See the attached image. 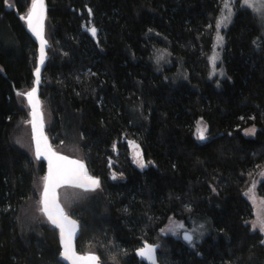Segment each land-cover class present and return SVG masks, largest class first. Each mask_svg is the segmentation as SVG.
<instances>
[{
	"label": "trees",
	"instance_id": "trees-1",
	"mask_svg": "<svg viewBox=\"0 0 264 264\" xmlns=\"http://www.w3.org/2000/svg\"><path fill=\"white\" fill-rule=\"evenodd\" d=\"M223 1L45 0V132L53 148L79 152L100 181L68 207L77 252L145 264L135 251L146 241L158 246L159 264H263L264 234L250 231L244 194L264 170V41L255 16L235 5L223 33L226 78L215 87L208 56ZM30 4L0 0V264H64L57 231L20 217L45 173L19 140L27 105L17 93L32 88L37 60L20 19ZM249 127L254 137L243 135ZM169 217L208 221L211 230L191 246L159 232Z\"/></svg>",
	"mask_w": 264,
	"mask_h": 264
},
{
	"label": "snow or ice",
	"instance_id": "snow-or-ice-1",
	"mask_svg": "<svg viewBox=\"0 0 264 264\" xmlns=\"http://www.w3.org/2000/svg\"><path fill=\"white\" fill-rule=\"evenodd\" d=\"M241 7L251 9L254 13L260 16L262 22H264V0H240ZM7 3V0H5ZM11 6V5H9ZM227 9V15L222 19H217L216 28L219 30L222 24L231 21L232 9L228 3H225ZM88 15H92V10L88 9ZM27 26V29L39 42V57L36 61V67L33 75L35 76L34 85L30 90L24 93H17V95H23L30 108L28 123L31 124V139L34 144V152L36 160H40L43 157L48 164V171L45 176L42 177L43 187L39 192L38 211L47 218V222L50 223L55 229L59 231V256L67 261L68 264H101L100 258L93 253H85L83 255L78 254L74 240L79 230V224L77 220L61 206L58 189L62 187H73L84 190H95L100 187V181L98 178L88 173L85 164L81 160L70 159L68 156L62 155L48 142V137L44 133V119L41 111L40 100L37 96V87L41 83V66L45 62L47 46V40L45 39V20H46V5L45 0H31L30 8L27 10L26 16H21ZM93 38L97 35L96 27L92 26L87 29ZM217 41L222 43L223 37L217 32ZM218 58V54L209 58L210 64L215 67V60ZM251 119V117H250ZM201 121H197V138L204 140L206 137L204 131L200 129ZM206 130V129H205ZM255 128L247 129L245 134H254ZM19 142V141H18ZM131 143V142H130ZM136 148V156L134 162H136L141 168L145 167L143 159L139 152V146L133 144ZM251 175V174H250ZM264 175V172L261 173ZM252 189H249L245 195L251 197ZM264 204V200L261 201ZM188 211H191L188 208ZM171 217L169 220L171 222ZM203 225L199 228L203 229ZM183 228V224L180 222L170 223L166 228H162L161 232L169 231L172 235H178V230ZM252 228L259 229L261 234H264V214L258 215L257 220L252 222ZM196 231L195 229L193 230ZM199 235H203V232H199ZM183 239L193 244V235L184 232ZM261 244H264V239L260 240ZM158 246L149 244L146 241L143 242L142 247L136 250V255L146 259L149 264H157L156 248Z\"/></svg>",
	"mask_w": 264,
	"mask_h": 264
},
{
	"label": "rangeland",
	"instance_id": "rangeland-1",
	"mask_svg": "<svg viewBox=\"0 0 264 264\" xmlns=\"http://www.w3.org/2000/svg\"><path fill=\"white\" fill-rule=\"evenodd\" d=\"M225 3H228L231 6L232 9V16H231V21L225 24H222L221 27L219 28V30H217L216 28V22L217 19H222L225 15H227V9L225 8ZM235 5H237L240 8H244L249 10L257 19L260 31H261V36L263 38L264 41V22L261 21L260 16L256 13H254L251 9L245 8V7H241V2L240 0H224L222 3V7L221 10L215 20L214 23V28H213V41H212V45H211V49L209 52V56H208V65H209V73H210V78L215 80L214 81V85L215 87L219 88L222 85V81L226 78L225 72L223 70V67L221 65V56H222V51H223V45H224V31L230 26V24L232 23V20L234 18L235 15ZM217 32H219V35L223 37V41L222 43L217 41ZM218 54V58L215 60V67L213 68V65L210 64L209 62V58L217 55ZM162 57L161 54H158V59H160ZM180 78V77H179ZM181 79H177L175 81H179ZM27 107V106H26ZM28 108H27V116H26V120L24 122V126L25 128H27L26 130L21 131V133L19 134V141L21 143L22 148H24L25 150H27L32 156H33V152H32V144H31V136H30V128H29V117H28ZM44 119V116H43ZM201 121L200 124V129L201 131H204V135H207V126L204 123V121L202 120H198ZM46 122V119H44V123ZM253 127H249L247 129H251ZM206 129V130H205ZM243 130V135L247 138H251L254 137V134H248L246 135L245 132L246 130ZM256 131V129H255ZM195 135L197 136V122H196V126H195ZM54 150H56L57 152H60L64 155L70 156L72 158H76L81 160L82 156L79 152L77 151H65L68 153H65L63 151H60V149L55 148ZM111 163V162H110ZM110 168V172H109V176L112 178L113 180V176H116V180H119L120 177V168H113V166L109 167ZM264 172V170H261L259 172V174L257 175V177L251 182L249 188L245 191V193H247L249 191V189H252V193H251V197L248 195L244 194L245 199L248 201V203L250 204L251 208H252V217L247 221V225L249 226V229L251 232H259V229L256 228L255 230L252 228V222L257 220L258 215H262L264 214V204L261 203L262 200H264V197L260 196L258 194V187L259 185L264 181V175H261V173ZM42 179L40 180V184H39V189L37 191V193L35 194L36 197L30 201H28V203L26 204V206L24 207V209L22 210L21 213V219L22 220H30L32 222L35 223H39V224H48V222L46 221V219L44 218L43 214L41 212L38 211V201H39V192L42 189ZM84 192H90V191H82L80 189H76V188H71V187H63L60 188L58 193H59V198H60V203L62 205V207L65 208V210L68 212V207L72 206V204L78 200H80L82 198V195ZM29 223H32L30 222ZM176 222H180L183 224V228L178 230V235H172L171 232L169 231H164L161 232L162 228H166V226H168L170 223H176ZM203 225V229H200L199 226ZM160 229V233L164 234L165 236H170L173 238H177V239H181L182 234L187 231L188 233L192 234L194 239H193V244L195 245L197 243H199L201 240H203L210 232L211 228H210V224L208 221H192L190 222V226L185 225L184 222L182 221H178L175 219H168L166 224ZM196 230L195 232L193 230ZM203 232V235H199V232ZM260 233V232H259ZM188 243V242H187ZM189 244V243H188ZM191 245V246H192Z\"/></svg>",
	"mask_w": 264,
	"mask_h": 264
},
{
	"label": "water",
	"instance_id": "water-1",
	"mask_svg": "<svg viewBox=\"0 0 264 264\" xmlns=\"http://www.w3.org/2000/svg\"><path fill=\"white\" fill-rule=\"evenodd\" d=\"M31 5V4H30ZM25 27H26V31H27V33H28V35L30 36V38H31V40L34 42V44L37 46V59H38V57H39V42L35 39V37L31 34V32H29L28 31V29H27V26H26V24H25ZM87 34L89 35V37L92 39V40H95V38H93L92 37V35L90 34V32H88L87 31ZM46 50H47V46H46V48H45V52H46ZM37 61V60H36ZM45 62H46V58H45ZM45 62H44V64L41 66V73H42V70H43V68H44V65H45ZM34 73V72H33ZM33 85H32V87L33 86H35L34 85V81H35V76L33 75ZM40 85V84H39ZM39 85L38 86H36L37 87V96H38V99H39ZM30 90V89H29ZM27 92V91H26ZM24 99H25V102H26V105H27V108H28V111L30 112V108H29V106H28V104H27V100H26V98L24 97ZM40 100V99H39ZM28 117H29V120H30V116H29V113H28ZM29 128H30V136L32 135V132H31V124L29 123ZM44 133H45V135H46V132H45V123H44ZM47 136V135H46ZM48 142H49V139H48ZM50 143V142H49ZM31 144H32V152H33V157H34V159L36 160V158H35V152H34V144H33V141H32V139H31ZM51 144V143H50ZM60 153V152H59ZM60 154H62V153H60ZM62 155H64V154H62ZM65 156H67V155H65ZM70 159H76V158H72V157H70V156H68ZM77 160H79V159H77ZM36 161H38V162H42L43 164H44V166H45V173H44V176L47 174V171H48V164H47V161L43 158V157H41L40 158V160H36ZM82 161V160H81ZM83 162V161H82ZM84 163V162H83ZM85 164V163H84ZM110 166V163H108V167ZM85 167H86V165H85ZM87 168V167H86ZM88 170V169H87ZM88 173H89V171H88ZM90 174V173H89ZM91 175V174H90ZM42 187H43V183H42ZM63 188V187H62ZM71 188H73V187H71ZM76 189H79V188H76ZM80 190H82V191H94V190H84V189H80ZM41 191H42V189H41ZM58 191H59V189H58ZM62 206V205H61ZM44 218L46 219V221H47V218L44 216ZM50 226H52L50 223H48ZM53 227V226H52ZM54 228V227H53ZM55 229V228H54ZM56 231H57V233H58V239H59V231H58V229H55ZM78 235H79V230H78V232H77V235H76V238H75V240H74V245H75V249H76V240H77V237H78ZM183 236H184V233L182 234V236H181V239L183 240V241H185L184 239H183ZM185 242H187V241H185ZM143 245V244H142ZM60 246V245H59ZM156 250H157V248H156ZM77 251V250H76ZM78 254H81V255H83V254H85V253H79V252H77ZM94 254V253H93ZM96 255V254H95ZM135 255H136V251H135ZM137 256V255H136ZM137 258H138V260L139 261H141V262H143V263H145V264H149V262L146 260V259H144V258H142V257H140V256H137ZM60 260H61V262L62 263H64V264H68V262L67 261H64L61 257H60ZM101 262V261H100ZM157 264H159V262L157 261ZM263 264H264V262H263Z\"/></svg>",
	"mask_w": 264,
	"mask_h": 264
},
{
	"label": "flooded vegetation",
	"instance_id": "flooded-vegetation-1",
	"mask_svg": "<svg viewBox=\"0 0 264 264\" xmlns=\"http://www.w3.org/2000/svg\"><path fill=\"white\" fill-rule=\"evenodd\" d=\"M117 175L113 177V179H116Z\"/></svg>",
	"mask_w": 264,
	"mask_h": 264
}]
</instances>
